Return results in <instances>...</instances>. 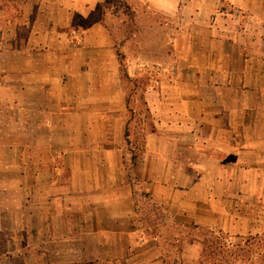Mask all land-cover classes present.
<instances>
[{"label":"crops","instance_id":"crops-1","mask_svg":"<svg viewBox=\"0 0 264 264\" xmlns=\"http://www.w3.org/2000/svg\"><path fill=\"white\" fill-rule=\"evenodd\" d=\"M101 1L0 0V35L21 52L58 53L66 29ZM128 4L164 20L175 57L146 88L153 130L139 178L126 177L125 96L109 74L118 62L105 25L83 26L79 90H62L58 60L48 74L27 57L6 63L22 70L0 87V147L19 153L0 157V264H170L140 221L141 197L181 226L258 232L238 222L230 196L238 180L264 196V0Z\"/></svg>","mask_w":264,"mask_h":264},{"label":"rangeland","instance_id":"rangeland-1","mask_svg":"<svg viewBox=\"0 0 264 264\" xmlns=\"http://www.w3.org/2000/svg\"><path fill=\"white\" fill-rule=\"evenodd\" d=\"M130 1L132 0H102L103 4L95 9L88 19L79 20V18H76L74 25L64 32L65 34H63V40L61 41L62 48L58 53H55L52 49L46 50V48L39 49L38 47L30 49L28 53L21 52L20 49L15 47L16 45L19 47L15 39L0 35V42H6L7 44L12 42L13 47H15L14 50L9 45L1 50L4 44H0V87L4 86L6 74L17 75L22 70L20 68L6 67L5 64H14V62L24 60L27 57L26 59L34 61V63H45L43 68L45 69V74H48V65L52 61L58 60L61 63L56 68L62 83L60 87L65 92H73L74 86L77 85V90H79L80 82L84 81L80 71L78 72L79 68H81V73L87 70L85 64L81 63L83 54L79 52L84 42L83 37L86 30L83 26L96 21L97 16L104 21L105 32L109 34L110 38L111 54H114L115 49L124 53V64L128 73L127 78L123 77L118 69V64L109 71V74L114 77V80L111 81L122 89L125 96V120L129 132L127 142L125 141L124 143L126 168H129L130 149H134L140 156L144 137L150 127H152V116L144 99L146 88L152 83L153 79L161 78L160 72H167L168 69L166 67H171L170 64L165 63V60L171 61V59H175L173 54L171 57L167 54L170 52L169 44L165 42L168 38V32L163 27L159 29L157 27L164 20L160 17H149L144 13L146 11L145 8L138 5L133 8L134 4H128ZM64 61L70 63L71 66L67 68L63 65ZM79 65L82 66L79 67ZM34 69L36 70L35 66L29 68V71ZM49 71H52V69H49ZM93 72L98 77L104 75L97 69ZM68 77L69 84L64 86L63 84ZM2 135L3 131H0V136ZM1 142L3 143L4 141ZM18 154V151L0 147V157L5 155L17 156ZM133 179H135L134 174H130V180ZM244 184L243 181L238 180L237 196H230L232 214H235L238 222L245 227L260 225L258 232L255 234H230L221 228H216L227 238L226 243H230L228 248L222 247L225 253L230 254L229 251L233 249L232 246H237L241 248V252H251V261L240 264H264V259L260 257L264 254V196L261 199L258 196L252 197L248 195ZM0 198L3 199L4 196H0ZM232 199H235V204ZM136 203L140 208L141 223L147 227L149 233L161 236L160 250L167 256H171L168 261L170 264H183L180 259L176 258L182 253L188 256V261L185 264H195L197 260L190 258L199 250V264H214L213 260L202 257V242L204 239L217 237L218 233L211 235L206 228H197L193 225L181 226L176 224L175 219L172 221L167 219L166 221V213L157 207L151 206L152 204L148 202V199L141 197L138 200L136 199ZM152 210L155 212L152 213ZM253 236H256V238L249 241L251 245H245V239ZM257 241L260 245L256 244Z\"/></svg>","mask_w":264,"mask_h":264},{"label":"trees","instance_id":"trees-1","mask_svg":"<svg viewBox=\"0 0 264 264\" xmlns=\"http://www.w3.org/2000/svg\"><path fill=\"white\" fill-rule=\"evenodd\" d=\"M102 4H103L102 2L98 3L96 8H99ZM79 20H82V18H79ZM97 20L100 21L103 25H105L104 21L102 19H99L98 16H97ZM84 26H87V24H85ZM114 54H115L116 60L118 62L119 71L121 72L123 77L127 78L128 73H127L126 66L124 64V59H125L124 53L120 50L115 49ZM152 130H153V127H150L149 131H152ZM128 134H129V132H128V129L126 126L125 132H124L126 142H127ZM142 148L140 151H142ZM139 164H140L139 153L137 154L134 151V149H130L129 168H126V177L127 178L130 177V174H134L135 179L139 178V174H138ZM206 230L211 235H214L215 233H218L219 235L217 237L214 236L210 239H208V238L204 239V241L202 242V257L203 258L213 260L214 264H216V263H222L223 264V261H224V264H240L243 262L247 263V262L251 261V259H250L251 258L250 257L251 252H241V248H239L237 246H232L233 249H231V251H229L230 254L225 253L224 250L222 249V247L228 248L230 245V243H226L227 238L218 229L217 230L206 229ZM255 238H256V236L246 238L244 244L245 245H249V244L251 245V243H249V241L251 239L253 240ZM256 244L260 245L258 241L256 242ZM221 253H223V254L221 255ZM260 257L262 259H264V254H262ZM228 258H230V259H228Z\"/></svg>","mask_w":264,"mask_h":264}]
</instances>
